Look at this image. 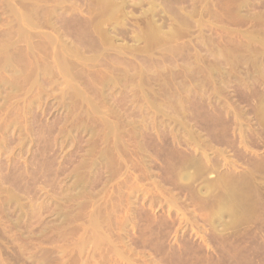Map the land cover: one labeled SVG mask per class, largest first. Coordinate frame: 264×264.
Wrapping results in <instances>:
<instances>
[{
	"label": "rangeland",
	"instance_id": "374dc122",
	"mask_svg": "<svg viewBox=\"0 0 264 264\" xmlns=\"http://www.w3.org/2000/svg\"><path fill=\"white\" fill-rule=\"evenodd\" d=\"M101 1L0 0V264H264V0Z\"/></svg>",
	"mask_w": 264,
	"mask_h": 264
},
{
	"label": "bare ground",
	"instance_id": "6f19581e",
	"mask_svg": "<svg viewBox=\"0 0 264 264\" xmlns=\"http://www.w3.org/2000/svg\"><path fill=\"white\" fill-rule=\"evenodd\" d=\"M89 1H90V0H89ZM91 1H92V0H91ZM104 1H105V0H104ZM104 1L102 0L101 2H104ZM111 1H112V0L109 1L110 3L108 2V5H114V6H115V9L113 8V7H114V6H113L112 8H113L114 10H113V9H112V10L115 11V12H111V11H108V10H107V11L110 12V13H114L113 15H115V14L117 13L116 11H118V8H116L117 5H115V3L112 4L115 0H113V2H111ZM121 1H122V0H121ZM105 2L107 3V0H106ZM124 2H125V1H124ZM124 2H123V3H124ZM91 3H92V2H91ZM106 3H105V4H106ZM108 5H107V6H108ZM118 6H119V5H118ZM118 6H117V7H118ZM123 6H125V5H122V7H123ZM120 7H121V6H120ZM153 7H155V6H153ZM104 8H107V7L104 6ZM126 8H127V7H126ZM110 9H111V8H110ZM119 9H120V8H119ZM154 9H156V8H154ZM124 10H125V9H124ZM100 11H101V10H100ZM122 11H123V9H122ZM122 11H121V14L123 13ZM98 12H99V11H98ZM101 12H102V11H101ZM118 12H120V11H118ZM152 12H153V11H152ZM152 12H151V14H152ZM105 13H106V12H105ZM105 13H104V14H105ZM106 15H108V14H106ZM106 15H105V16H106ZM118 15H119V14H118ZM123 15L125 16V12H124ZM128 15H129V14H128ZM111 16H112V14H111ZM111 16H109V17H111ZM100 17H101V16H99V19H100ZM152 17H153V16H152ZM93 18H94V17H93ZM103 18H104V15H103ZM101 19H102V18H101ZM154 20H155V19H154ZM154 20H153V21H154ZM98 21H99V20H98ZM100 21H101V20H100ZM124 21H125V20H124ZM150 22H151V21H150ZM154 24H155V23H154ZM94 25H95V24H94ZM150 25H151V24H150ZM152 25H153V24H152ZM152 25H151V27H152ZM151 27H150V28H151ZM159 28H160V27H159ZM95 29H96V28H95ZM99 29H101V28L99 27ZM101 30H103V29H101ZM101 30H100V32H101ZM154 30H155V29H154ZM95 31H96V30H95ZM97 31H99V30H97ZM97 31H96V33H97ZM105 32H106V31H105ZM151 32H152V31H151ZM157 32H158V29H157ZM158 33H159V32H158ZM97 34H98V33H97ZM154 34H156L155 31H154ZM172 35H173V34H172ZM99 36H100V35H99ZM106 36H107V35H106ZM166 36H167V35H166ZM161 37H162V36H161ZM168 37H169V35H168ZM162 38H163V37H162ZM166 38H167V37H166ZM166 38H165V39H166ZM169 38H170V37H169ZM158 39H159V38H158ZM167 40H168V38H167ZM137 41H138V40H137ZM51 43H52V42H51ZM206 154H207V153H206ZM199 159H201V158H199ZM193 160H194V159H193ZM197 160H198V159H197ZM197 160H196V162L198 163L199 160H198V161H197ZM201 160H202V159H201ZM208 160H210V159H208ZM188 162H189V161H188ZM191 162H192V161H191ZM191 162L187 163V165L185 164V166L187 167V168H185V169L183 168V167H185V166L183 165V167H182L181 170H183V169H184V170H186V169L188 170V169L190 168V167H188V164L190 165ZM200 162H201L200 165L202 166L203 162H202V161H200ZM208 162H209V161H208ZM210 163H211V160H210ZM198 164H199V163H198ZM198 164H195V160H194V165H198ZM205 164H206V163H204L203 165H205ZM211 165H212V164H211ZM213 165H214V164H213ZM198 166H199V165H198ZM198 166H197V167H196V166H191V167H193V168L195 169V171H194L195 176H196L197 174H198V175H201L202 173H203L202 176H204V175H205V174H204V172H205L204 169H205L206 167H208V164H207V166L205 165V168H203V171H204V172H202V169H200V168H202V167L199 168ZM214 166H215V165H214ZM179 167H180V166H179ZM208 168H209V167H208ZM210 168H211V167H210ZM210 168H209L208 170H207V168H206V172H205V173H207V171L212 170V169H210ZM212 168H213V167H212ZM191 169H192V168H190V169L188 170V172H190V173H188L187 170H186L187 173L183 170V171H184V172H182V173H183V176H182L181 170L179 171V172L181 173V176L184 177L183 179L189 180L191 176H193V178H194V175L191 174ZM178 170H179V169H178ZM179 172H176V174L179 173ZM192 172H193V169H192ZM180 173H179V174H180ZM184 173H185V174H184ZM198 175L196 176V178H194V180H192V177H191V179H190V180H191V184H190L191 187H192V181H193V184H194V182H195V181L197 180V178H198ZM181 176H180V177H181ZM202 176H200L199 178H202ZM177 177H179V175H177ZM182 177L179 178V181H180V179H181L182 181H185V180L182 179ZM199 178H198V179H199ZM188 183H190V181H188ZM181 184H182V183H181ZM181 184H180V185H181ZM207 184L211 185L210 183H207ZM205 185H206V184H205ZM209 185H208V187H209ZM185 187H186V186H185ZM193 187H194V186H193ZM204 187H205V186H204ZM205 188H206V187H205ZM206 189H207V191H209L208 188H206ZM240 189H241V188H240ZM200 190H201V189H198V192H199V193H200ZM237 190H238V189H237ZM237 190H236V191H237ZM196 192H197V191H196ZM198 192H197V193H198ZM231 195H232V194H231ZM174 196H175V195H174ZM198 196H199V195H198ZM175 197H176V196H175ZM229 198H230L229 200H231V197H229ZM174 199H176V198H174ZM220 199H222V198H220ZM225 199H226V196H225ZM225 199L223 198V201H224V202L228 199V196H227V199H226V200H225ZM237 199H238V198H237ZM229 200H227V201H229ZM240 200H241V199H240ZM220 201H221V200H220ZM227 201H226V203H228ZM231 201H233V198H232ZM234 201H235V200H234ZM234 201H233V202H234ZM224 202H223V203H224ZM237 202H238V200H237ZM198 203H199V202H198ZM229 203L231 204V205L229 204L230 206L233 205V203H231V202H229ZM235 203H236V202H235ZM239 204H240V203H239ZM237 205H238V204H237ZM237 205H236V206H237ZM222 206H223V205H222V203H221V207H222ZM224 206H225V205H224ZM224 206H223V208H224ZM226 206H227V208L229 207L227 204H226ZM233 206H234V205H233ZM233 206H232V207H233ZM236 206H234V210L236 209ZM244 206L246 207V205H244ZM237 207H238V206H237ZM239 207H240V206H239ZM239 207L236 209V211L239 209ZM215 208H216V207H215ZM218 208H220V207H217V212H218V214H219V213H222V212H225V213H222L223 215L226 214V212H227V210L225 211V209H227L226 207H225L224 209L221 208V209L224 210V211L222 210V212H220L221 210L219 211ZM230 208H231V207H230ZM230 208H229V210H230ZM245 209H246V208H245ZM246 211H247V210H246ZM246 211H245V212H246ZM239 212H240V211H239ZM218 214H217V215H218ZM222 214H219V215L222 217V216H223ZM219 215H218V216H219ZM218 216H217V218H218ZM221 217H220V218H221ZM222 218H223V217H222ZM218 219H219V218H218ZM215 220H217V219H215ZM219 220H220V219H219ZM217 221H218V220H217ZM220 221H222V220H220ZM215 223H216V222H215Z\"/></svg>",
	"mask_w": 264,
	"mask_h": 264
}]
</instances>
